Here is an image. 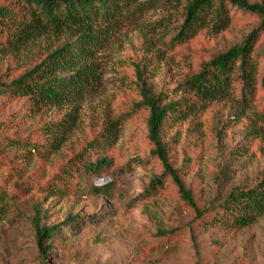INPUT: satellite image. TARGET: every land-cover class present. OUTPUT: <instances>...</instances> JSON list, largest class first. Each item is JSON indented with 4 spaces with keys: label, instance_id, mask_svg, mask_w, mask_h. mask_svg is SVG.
Wrapping results in <instances>:
<instances>
[{
    "label": "rangeland",
    "instance_id": "374dc122",
    "mask_svg": "<svg viewBox=\"0 0 264 264\" xmlns=\"http://www.w3.org/2000/svg\"><path fill=\"white\" fill-rule=\"evenodd\" d=\"M189 1L133 0L114 19L101 23L106 33L92 50L86 86L74 102L30 116L29 100L0 95V264H264V213L235 233L200 228L192 223L193 210L170 177L156 196L135 202L164 173L157 159L148 166L130 163L148 157L152 149L147 111L136 107L142 101V82L152 94L162 95L164 104L183 98L190 102L193 95L185 80L240 44L258 25L255 17L232 8L234 20L224 31L214 33L209 25L181 45L170 46ZM247 2L264 5V0ZM65 40L41 37L1 56L0 82L31 70ZM254 54L259 67L248 104L241 100L242 86L236 85L204 113L168 131L166 141H174L167 157L201 206L217 205L232 190L251 188L264 177V34ZM73 116L55 153L30 158L23 141L39 142L37 129ZM110 127L114 138L106 156L111 168L96 175L57 176L80 154L96 161L98 153L85 151ZM107 183H113L110 196L92 191ZM17 184L30 190L20 193ZM37 209L42 226L77 219L69 233L47 242L45 256L35 241ZM160 232L171 235L163 238Z\"/></svg>",
    "mask_w": 264,
    "mask_h": 264
},
{
    "label": "trees",
    "instance_id": "16d2710c",
    "mask_svg": "<svg viewBox=\"0 0 264 264\" xmlns=\"http://www.w3.org/2000/svg\"><path fill=\"white\" fill-rule=\"evenodd\" d=\"M1 2V0H0ZM122 2V5L119 3ZM133 0H2L0 3V58L18 51L37 38H66L64 43L48 54L39 64L9 83L0 82V95L15 99H27L33 116L49 106L61 107L76 101L86 86V64L92 57L107 28L101 23L109 22ZM232 8L241 10L258 20L254 28L240 44L214 56L202 65L198 73L186 79L185 87L192 93L187 98L163 103L162 95H154L142 82V101L136 105L147 111L148 141L152 146L148 157H135L130 163L148 166L155 159L164 168L161 177L153 179L149 186L135 199V202L149 200L162 189L165 177H170L178 189L180 198L193 210L192 223L200 228H218L235 233L254 224L264 213V177L251 188H237L227 194L223 202L214 206H201L191 192L183 185L179 171L170 163L167 153L174 139L166 141L169 129L182 120L204 113L212 102L228 96L241 85L240 97L248 104L256 90V76L259 56L254 54L256 46L264 34V5L250 4L247 0H191L185 8L184 22L170 46L181 45L192 39L197 32L210 25L214 33L224 31L234 20ZM264 84V76L262 77ZM74 115V114H73ZM75 117L56 121L36 130L39 142L25 140L30 158L47 159L64 143ZM111 127L101 132L86 149L99 154L96 161L78 155L62 171L63 178L75 175L98 174L113 166L106 153L112 146ZM21 141V140H20ZM20 193H27L30 187L17 184ZM113 183L93 187V192L110 196ZM49 192V190H47ZM36 210L34 220L35 241L41 256L50 249L47 242L61 232L69 233L70 226L77 219H67L65 223L42 226ZM170 232H160V237L169 238Z\"/></svg>",
    "mask_w": 264,
    "mask_h": 264
}]
</instances>
